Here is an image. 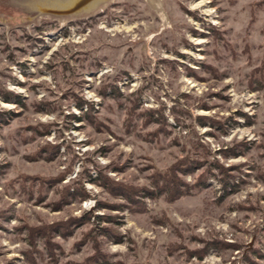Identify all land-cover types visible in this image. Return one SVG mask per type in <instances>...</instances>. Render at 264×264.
<instances>
[{
    "label": "rangeland",
    "instance_id": "374dc122",
    "mask_svg": "<svg viewBox=\"0 0 264 264\" xmlns=\"http://www.w3.org/2000/svg\"><path fill=\"white\" fill-rule=\"evenodd\" d=\"M0 264H264V0H0Z\"/></svg>",
    "mask_w": 264,
    "mask_h": 264
},
{
    "label": "trees",
    "instance_id": "16d2710c",
    "mask_svg": "<svg viewBox=\"0 0 264 264\" xmlns=\"http://www.w3.org/2000/svg\"><path fill=\"white\" fill-rule=\"evenodd\" d=\"M97 15L99 16L100 13H98ZM118 93L119 92L117 90V87L115 86L114 89H112L110 94L116 96V95H118ZM2 98L7 102L13 101L15 104H17L19 106L24 105V103L21 102V99L18 95L13 94L9 91H4L2 93ZM84 104H85L84 101H80L76 106L79 109H82V106ZM149 114L152 115L153 111L150 110ZM75 119L79 120L77 117H75ZM206 120L207 119L204 116L197 117V123L199 125H204ZM245 150H246V146L242 147L241 150H236V146L230 147L229 149H226L223 156L225 158L229 157V156L237 157L238 155L243 154L245 152ZM201 156H203V155H201ZM199 164L200 163L196 159L178 160L173 165H171L166 172H158V171L154 172V175L152 176L153 187H155L159 193H161V194L164 193L167 196H170L172 198L174 196L183 195L186 193L187 187L184 184L181 185V179L177 176L176 173L178 172L181 175H185L187 173L193 172L195 166H197ZM40 180L41 181H44V180L47 181V180H52V179H40ZM219 182H220L222 190H223V195L221 197H224V196L234 192L235 186L233 187L234 184L232 181L226 179L225 177H221ZM203 185H205V182L197 183L196 185H194V187L203 186ZM109 190L111 192L120 193L123 196V198H125L129 202V204L132 203V201H133V188H125L124 186H122L118 183L111 182ZM145 191L147 193L146 196H152L153 191L148 190V189H145ZM82 195L86 196L85 192H83ZM221 197H220V199H221ZM101 206H102V204L98 203L95 206V208H101ZM114 207H117L118 208V209L116 208L117 210H120L122 208L121 205H115ZM123 207H124V205H123ZM91 217L97 218V220H99L100 218H104V217H100V216H93L90 212H86L82 216V221H85V220L89 221V219ZM105 218L107 221L112 220L111 217H105ZM106 230H108V229H103V228L99 229L100 233L101 232L106 233ZM111 237L113 240H116V241L120 240V236L118 233L112 234ZM197 252L198 251H194L193 253H197ZM198 256L201 257V254H199ZM104 262H106L105 259H104Z\"/></svg>",
    "mask_w": 264,
    "mask_h": 264
},
{
    "label": "water",
    "instance_id": "95a60500",
    "mask_svg": "<svg viewBox=\"0 0 264 264\" xmlns=\"http://www.w3.org/2000/svg\"><path fill=\"white\" fill-rule=\"evenodd\" d=\"M85 0H82V2H84Z\"/></svg>",
    "mask_w": 264,
    "mask_h": 264
},
{
    "label": "bare ground",
    "instance_id": "6f19581e",
    "mask_svg": "<svg viewBox=\"0 0 264 264\" xmlns=\"http://www.w3.org/2000/svg\"><path fill=\"white\" fill-rule=\"evenodd\" d=\"M97 2V1H96ZM80 7V6H79ZM67 9V8H66Z\"/></svg>",
    "mask_w": 264,
    "mask_h": 264
}]
</instances>
